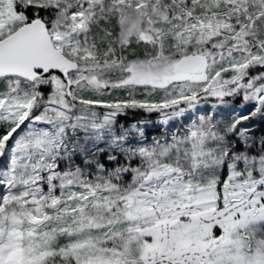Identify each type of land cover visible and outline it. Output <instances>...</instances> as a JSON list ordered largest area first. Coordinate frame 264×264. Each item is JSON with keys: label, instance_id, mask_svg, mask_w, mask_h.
Returning a JSON list of instances; mask_svg holds the SVG:
<instances>
[{"label": "snow or ice", "instance_id": "obj_1", "mask_svg": "<svg viewBox=\"0 0 264 264\" xmlns=\"http://www.w3.org/2000/svg\"><path fill=\"white\" fill-rule=\"evenodd\" d=\"M0 264H264V0H0Z\"/></svg>", "mask_w": 264, "mask_h": 264}]
</instances>
